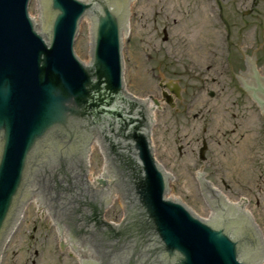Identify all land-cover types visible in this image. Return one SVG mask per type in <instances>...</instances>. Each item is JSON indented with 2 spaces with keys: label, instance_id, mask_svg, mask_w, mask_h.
I'll list each match as a JSON object with an SVG mask.
<instances>
[{
  "label": "water",
  "instance_id": "water-1",
  "mask_svg": "<svg viewBox=\"0 0 264 264\" xmlns=\"http://www.w3.org/2000/svg\"><path fill=\"white\" fill-rule=\"evenodd\" d=\"M133 1L0 0V257L20 213L38 196L51 209L59 208L56 198L63 201L72 241L79 212L88 230L101 225L82 248L96 259L75 246L78 256L67 251L78 264H264L245 198L230 204L212 191L200 165L194 174L206 218L169 192L151 139L157 106L174 107L169 95L181 99L180 88L169 90L158 73V104L126 93L122 41ZM241 59L237 88L264 121V75L256 74L251 50ZM95 141L107 179L106 171L94 178L105 165ZM206 150L205 143L201 160ZM115 192L125 206L119 226L103 219ZM31 207L35 220L49 214L38 198ZM122 216L116 200L106 219ZM45 224L53 226L48 217Z\"/></svg>",
  "mask_w": 264,
  "mask_h": 264
},
{
  "label": "rangeland",
  "instance_id": "rangeland-1",
  "mask_svg": "<svg viewBox=\"0 0 264 264\" xmlns=\"http://www.w3.org/2000/svg\"><path fill=\"white\" fill-rule=\"evenodd\" d=\"M237 12L236 0L134 1L129 33L122 41L124 84L134 97L158 99L160 73L161 80L181 89L175 111L160 106L152 135L169 192L196 217L206 218L194 174L200 165L205 179L227 199L247 200L264 236V168L259 169L264 167V145L258 143L264 140V121L233 76L243 73L241 54L249 56V50L256 74L264 75V49L257 50L264 48V19L256 25L245 19L243 27ZM204 141L208 150L201 161ZM46 219L35 220L29 204L0 264H78L73 255L60 254L54 242L30 240L34 225L54 240Z\"/></svg>",
  "mask_w": 264,
  "mask_h": 264
},
{
  "label": "flooded vegetation",
  "instance_id": "flooded-vegetation-1",
  "mask_svg": "<svg viewBox=\"0 0 264 264\" xmlns=\"http://www.w3.org/2000/svg\"><path fill=\"white\" fill-rule=\"evenodd\" d=\"M206 1H210V0H206ZM236 6L238 10L237 14H239L240 21L243 27L246 25L245 19L253 20L255 22V25L258 20L264 19V0H236ZM254 30L255 32H257L259 28L255 26ZM260 47L261 46L258 47V50L264 49ZM263 126L261 127L263 128ZM258 135H260V133H258ZM258 143L264 145V140H259ZM255 152L257 151L255 150ZM263 168L264 167H259L260 171H263ZM55 200L57 201L59 208L54 207L52 208V211L54 213L53 216H55L58 219L60 225L57 229L54 228V234L56 238L53 240V238L51 237V235L48 234V232L42 234L41 227H38L36 225L32 227L31 231H28V236L30 240H32L33 242L42 243L45 240L47 243L52 244L53 242L55 243L56 241L55 249H57L60 254L65 255L69 250V247L66 246V242H65L66 233H69L68 223L66 219V211H65L66 207L64 206L63 201L61 199L56 198ZM107 212L108 210L104 209L103 218L105 219ZM78 214H79L77 221L78 240L74 239L72 241V239L69 238L67 239V241H69L71 248L75 246L78 249H82L83 247H86L87 243L90 244L93 242V236L95 235L96 230H98L99 227H101V225H96L94 229L88 230L87 227L84 225V223L86 222V218H85L86 216L82 211L79 212ZM45 247H49V246L46 244ZM91 251H92L91 256H93V258L96 259L94 251L93 250ZM34 254L36 256H39L38 250L34 251ZM31 264H36V261L34 260L31 261Z\"/></svg>",
  "mask_w": 264,
  "mask_h": 264
},
{
  "label": "bare ground",
  "instance_id": "bare-ground-1",
  "mask_svg": "<svg viewBox=\"0 0 264 264\" xmlns=\"http://www.w3.org/2000/svg\"><path fill=\"white\" fill-rule=\"evenodd\" d=\"M130 26H131V18L129 17V18L127 19V21H126V37L128 36ZM162 106H163V105H162ZM159 109H160V106H157L156 114H157V112H158ZM155 119H156V116H155ZM201 175H202V173H201ZM202 181H204L203 177H202ZM209 186H210V188H211L212 191H214V192L217 193L218 195L222 196L221 191H220L219 189L213 187V185H209ZM228 201H230V200H228ZM230 202L233 203V204H235V202H232V201H230ZM246 208H247V201H244V205H243V209H242V210H246ZM18 222H19V220H18ZM18 222H16V223L14 224L12 230H10V232H9V234H8V236H7V238L5 239L3 249L7 246L8 239H9V237L11 236L13 229L18 225Z\"/></svg>",
  "mask_w": 264,
  "mask_h": 264
}]
</instances>
